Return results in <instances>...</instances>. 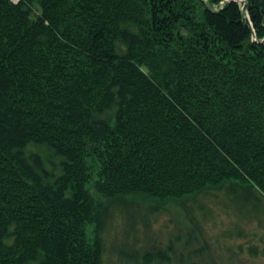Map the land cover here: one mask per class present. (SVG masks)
Here are the masks:
<instances>
[{
  "label": "trees",
  "instance_id": "trees-1",
  "mask_svg": "<svg viewBox=\"0 0 264 264\" xmlns=\"http://www.w3.org/2000/svg\"><path fill=\"white\" fill-rule=\"evenodd\" d=\"M222 1L0 0V264H103L119 195L263 211L264 0Z\"/></svg>",
  "mask_w": 264,
  "mask_h": 264
},
{
  "label": "rangeland",
  "instance_id": "rangeland-1",
  "mask_svg": "<svg viewBox=\"0 0 264 264\" xmlns=\"http://www.w3.org/2000/svg\"><path fill=\"white\" fill-rule=\"evenodd\" d=\"M98 198L103 200L104 197ZM117 198L108 202L109 210L105 217L107 223L102 230L107 247L103 264H145L142 257L132 258L122 251L130 253L140 247L141 250H152L165 247L170 240L177 249V255L174 256H179L181 252L185 255L192 252L193 259L202 261L206 258L211 263L212 260L208 259L212 258L219 264H237L232 263L234 260L231 259L250 257L247 255L249 246L256 245L260 256L255 264H264V209L245 217L239 212L240 206L229 201L225 191L217 190L210 194L204 192L168 200L134 193L119 195ZM244 200L249 199L244 197ZM204 202L207 211L200 210ZM189 216L197 217L201 231L194 234L190 244H186V239L192 235L189 232L192 227ZM238 228L243 229L240 236L236 234ZM94 229L95 223L88 227L92 237ZM202 246L206 248L195 252Z\"/></svg>",
  "mask_w": 264,
  "mask_h": 264
},
{
  "label": "flooded vegetation",
  "instance_id": "flooded-vegetation-1",
  "mask_svg": "<svg viewBox=\"0 0 264 264\" xmlns=\"http://www.w3.org/2000/svg\"><path fill=\"white\" fill-rule=\"evenodd\" d=\"M253 245H250L249 246V252H248V256L250 257H238V258H233L231 259L232 261L234 260V262L232 263H239V264H255L256 261L258 259V257L260 256V254L258 252H250V248L252 247ZM241 248V247H240ZM242 249V248H241ZM188 256V255H186ZM191 257H192V253H191ZM177 258L178 256H174L172 257V260H173V263L172 264H181L177 261ZM201 259H191L190 263L191 264H219L217 263L216 261H214L212 258H209L208 260H212L211 263H208L207 262V259L205 258V260H202V261H199ZM153 264H165L164 262H154Z\"/></svg>",
  "mask_w": 264,
  "mask_h": 264
},
{
  "label": "water",
  "instance_id": "water-1",
  "mask_svg": "<svg viewBox=\"0 0 264 264\" xmlns=\"http://www.w3.org/2000/svg\"><path fill=\"white\" fill-rule=\"evenodd\" d=\"M246 7H244V9H245Z\"/></svg>",
  "mask_w": 264,
  "mask_h": 264
}]
</instances>
